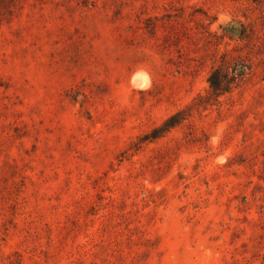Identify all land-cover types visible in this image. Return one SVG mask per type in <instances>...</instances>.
<instances>
[{"label": "rangeland", "instance_id": "rangeland-1", "mask_svg": "<svg viewBox=\"0 0 264 264\" xmlns=\"http://www.w3.org/2000/svg\"><path fill=\"white\" fill-rule=\"evenodd\" d=\"M0 264H264V0H0Z\"/></svg>", "mask_w": 264, "mask_h": 264}, {"label": "trees", "instance_id": "trees-1", "mask_svg": "<svg viewBox=\"0 0 264 264\" xmlns=\"http://www.w3.org/2000/svg\"><path fill=\"white\" fill-rule=\"evenodd\" d=\"M249 27L248 32L246 30L242 33L241 38L244 40L252 41L254 38H259L257 29L252 25H246L245 28ZM221 67L214 68L208 77L209 83V96L204 97L205 103H213L212 101H217L218 98L228 92H230L235 86H233L230 81L228 74H222L220 71ZM236 86L238 84H235Z\"/></svg>", "mask_w": 264, "mask_h": 264}, {"label": "bare ground", "instance_id": "bare-ground-1", "mask_svg": "<svg viewBox=\"0 0 264 264\" xmlns=\"http://www.w3.org/2000/svg\"><path fill=\"white\" fill-rule=\"evenodd\" d=\"M137 75H139L140 76V74H137ZM144 75V74H143ZM135 76V75H134ZM142 76V75H141ZM146 75H144V77H145ZM135 78V77H134ZM138 78V77H137ZM142 78V77H141ZM140 78V79H141ZM147 78V77H146ZM145 81V83H142V82H137V86H146L147 84H148V81H147V79H145L144 80ZM134 86V85H133ZM136 85L134 86V87H137ZM140 88V87H139Z\"/></svg>", "mask_w": 264, "mask_h": 264}]
</instances>
